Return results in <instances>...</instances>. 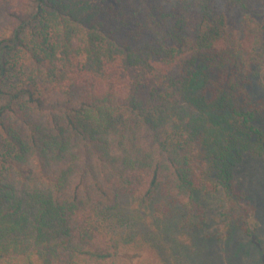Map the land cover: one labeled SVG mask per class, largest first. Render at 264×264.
Here are the masks:
<instances>
[{"label": "trees", "instance_id": "obj_1", "mask_svg": "<svg viewBox=\"0 0 264 264\" xmlns=\"http://www.w3.org/2000/svg\"><path fill=\"white\" fill-rule=\"evenodd\" d=\"M255 81L264 0H0V264H133L201 236V193L226 246L260 233Z\"/></svg>", "mask_w": 264, "mask_h": 264}, {"label": "rangeland", "instance_id": "obj_2", "mask_svg": "<svg viewBox=\"0 0 264 264\" xmlns=\"http://www.w3.org/2000/svg\"><path fill=\"white\" fill-rule=\"evenodd\" d=\"M259 83L255 81V90L257 93L262 94L264 87L262 86V88ZM253 164L250 162L241 166L240 180L242 183L249 182L253 186L260 185L259 182L264 181V179L252 173L255 167ZM259 165L263 166L262 164ZM260 166H257L258 169H262ZM198 201L203 205L206 216L205 227L200 232V237H195L197 234L191 236L192 233L188 234L183 231L185 229L181 228L178 232L171 233V238L165 243L160 238H156L160 243L161 252L156 248L143 249L138 257L134 259L133 264H264V226L259 233L260 224L251 220L249 225L253 231V236H246L239 231L238 236L236 235L238 238L237 243L230 242L226 246L225 242L218 239L221 235L224 237L227 234L221 228L226 208L223 195L201 193L198 195ZM150 228L155 229L151 226ZM154 232L157 233L158 229L156 228ZM208 238L213 239L208 240ZM199 239L202 240L198 242ZM237 244L249 251L248 255L244 251L239 252ZM253 245H256L254 251L252 249Z\"/></svg>", "mask_w": 264, "mask_h": 264}]
</instances>
